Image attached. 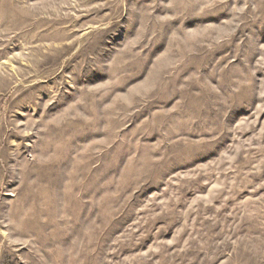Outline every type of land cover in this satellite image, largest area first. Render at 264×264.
<instances>
[{
	"label": "rangeland",
	"instance_id": "rangeland-1",
	"mask_svg": "<svg viewBox=\"0 0 264 264\" xmlns=\"http://www.w3.org/2000/svg\"><path fill=\"white\" fill-rule=\"evenodd\" d=\"M0 264H264V0H0Z\"/></svg>",
	"mask_w": 264,
	"mask_h": 264
}]
</instances>
